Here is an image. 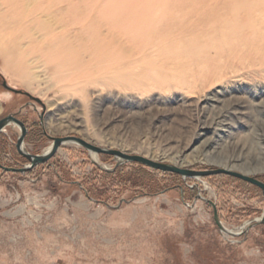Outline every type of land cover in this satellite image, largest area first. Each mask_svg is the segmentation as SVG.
<instances>
[{
	"label": "rangeland",
	"instance_id": "1",
	"mask_svg": "<svg viewBox=\"0 0 264 264\" xmlns=\"http://www.w3.org/2000/svg\"><path fill=\"white\" fill-rule=\"evenodd\" d=\"M10 114L34 154L74 135L264 182V0H0ZM19 133H0L6 167L29 163ZM99 157L68 143L27 172L0 167V264H264V225L228 236L194 204L197 184L237 230L262 214L258 186Z\"/></svg>",
	"mask_w": 264,
	"mask_h": 264
},
{
	"label": "water",
	"instance_id": "2",
	"mask_svg": "<svg viewBox=\"0 0 264 264\" xmlns=\"http://www.w3.org/2000/svg\"><path fill=\"white\" fill-rule=\"evenodd\" d=\"M3 86L14 93H24L28 95L29 97H31L33 100H36L42 103L39 98L30 95L28 92H25V91H22L21 89H17L15 87L10 86L6 80L3 81ZM12 124L18 126L20 129V133L18 135L17 142H16V148L18 152L29 161V163L26 166L21 167V168L6 167L0 163V167L5 171H15V172H23V173L27 172L33 169L34 167H36L38 164L46 163L47 161H49L55 155V153L57 152V150L62 144L76 143L86 148L90 152H94L97 154H107V155L113 156L117 161V165L127 163V162H137V163H140L144 166H147L153 169H158V170L165 171V172L177 173L181 175L184 179H187V178L201 179L206 176L215 175V174L231 175L239 179H242L244 181H247L253 185L258 186L262 190V193L264 195V182L252 175H246L238 171L227 169L225 167L208 168L204 170H196V169H191V168L179 167L172 163L153 160L144 155L131 154V153H127L122 150H119V149L99 146V145H96L94 143H91L85 140L82 137H78L74 135L64 136V137L48 135V137L52 140V144L50 146L49 151L42 153V154H34L28 151L26 147L24 146L25 136L28 132V127L22 120L17 118L15 115L10 114L0 119V133L4 132L5 128ZM196 186L198 188V194L195 197L194 204L199 199H201V200L208 202L212 206L215 223L217 224V226L219 227L220 231L223 234H226L232 237L246 235L247 232L251 228L258 226V225H264V209H263L262 214L260 216L246 221L245 224L241 227L242 230L240 232H234L233 229H229L222 222L219 212H218L217 204L213 200L202 196L199 186L197 184Z\"/></svg>",
	"mask_w": 264,
	"mask_h": 264
},
{
	"label": "bare ground",
	"instance_id": "3",
	"mask_svg": "<svg viewBox=\"0 0 264 264\" xmlns=\"http://www.w3.org/2000/svg\"><path fill=\"white\" fill-rule=\"evenodd\" d=\"M66 144H68V143H66ZM49 149H50V147L45 151V152H47V151H49ZM44 152V153H45ZM91 153V155H92V157H93V159L96 161V162H98V163H101V160H100V157H99V154H97V153H94V152H90ZM172 164H174V165H176V166H179V167H182V166H180V165H178L177 163H175V162H172ZM102 166H104V167H106L105 165H102ZM227 169L229 168V169H233V167L231 168V167H226ZM235 168V167H234ZM236 169V168H235ZM239 171V170H238ZM242 171V170H241ZM241 173V172H240ZM244 174H248V173H244ZM224 223V222H223ZM225 225V224H224ZM242 230V228L240 227V229H237V230H233L234 232H240Z\"/></svg>",
	"mask_w": 264,
	"mask_h": 264
},
{
	"label": "flooded vegetation",
	"instance_id": "4",
	"mask_svg": "<svg viewBox=\"0 0 264 264\" xmlns=\"http://www.w3.org/2000/svg\"><path fill=\"white\" fill-rule=\"evenodd\" d=\"M17 94H23L24 95V93H17Z\"/></svg>",
	"mask_w": 264,
	"mask_h": 264
}]
</instances>
